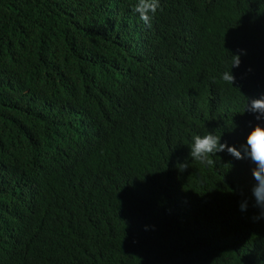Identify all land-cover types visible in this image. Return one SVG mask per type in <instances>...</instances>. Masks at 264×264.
Here are the masks:
<instances>
[{"label": "trees", "instance_id": "trees-1", "mask_svg": "<svg viewBox=\"0 0 264 264\" xmlns=\"http://www.w3.org/2000/svg\"><path fill=\"white\" fill-rule=\"evenodd\" d=\"M136 3L0 0V264H264L254 164L189 155L264 125V0Z\"/></svg>", "mask_w": 264, "mask_h": 264}, {"label": "clouds", "instance_id": "clouds-1", "mask_svg": "<svg viewBox=\"0 0 264 264\" xmlns=\"http://www.w3.org/2000/svg\"><path fill=\"white\" fill-rule=\"evenodd\" d=\"M160 7V0H137L133 11L138 13L140 19L150 27ZM240 63V54L233 55L232 67H239ZM221 78L228 84H234L235 77L231 72H224ZM244 112L255 114L257 121L264 120V96L251 99ZM225 150L237 160L247 159L254 164L252 175L255 184L252 188V194L255 198V206L261 210L260 215L254 217V220L264 217V125L257 123L252 127L247 134L246 143L242 144L239 149L229 145L226 141L222 143L221 135L212 132H208L203 136L195 135L190 145L189 155L195 161L211 166L214 161L210 157ZM187 168L186 163L179 164L181 171ZM240 208L242 211L246 210L247 202H242Z\"/></svg>", "mask_w": 264, "mask_h": 264}]
</instances>
